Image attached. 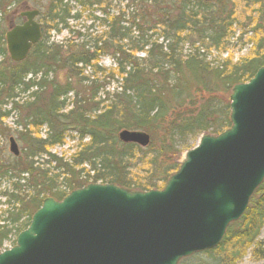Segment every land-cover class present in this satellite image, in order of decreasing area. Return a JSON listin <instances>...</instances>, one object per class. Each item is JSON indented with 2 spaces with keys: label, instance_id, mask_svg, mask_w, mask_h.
<instances>
[{
  "label": "trees",
  "instance_id": "trees-1",
  "mask_svg": "<svg viewBox=\"0 0 264 264\" xmlns=\"http://www.w3.org/2000/svg\"><path fill=\"white\" fill-rule=\"evenodd\" d=\"M18 1L0 0V14L7 4ZM64 1L51 0L48 12H40V16L47 15L46 21L42 20L43 35L27 58L0 70V121L20 109L25 113L17 122L22 128L17 133L22 152L0 160V181L8 183V189L0 193L5 198L0 251L13 231L18 234L28 226L45 198L60 201L90 183L138 192L162 189L178 169L177 156L192 148L189 141L202 134L216 136L229 128L232 87L248 81L264 66V35L257 40L251 57L235 63L226 58L214 65L206 61L205 51L195 49L183 55L178 48L200 43L210 50L225 44L234 20L233 8L225 0H135L127 19L122 13L107 15L103 21L107 31L91 46L72 41L64 46L48 44L45 28L65 29L66 22L77 17L71 16L72 9ZM84 1L79 2L83 8L100 3ZM255 5L258 18L254 29L259 30L264 27V0H256ZM148 33H158L166 45L151 42ZM104 55L114 60L112 70L97 66ZM6 56L0 33V66ZM86 68L93 69L98 80L117 78L119 89L104 93L92 117L88 98L76 97L65 112V98L73 93L70 80L80 77ZM64 70L66 82L60 84L57 74ZM96 83L91 82L90 87L97 90ZM21 93L29 97L19 106L15 99ZM42 127L46 132L41 138ZM124 129L148 134L150 144L140 148L120 143L117 135ZM69 130L76 131L80 141H88L80 142L66 161L49 150L62 145ZM42 156L46 161L39 164L36 159ZM263 226L264 182L241 218L229 225L220 244L189 259L197 264H236L250 252L264 264V240H258Z\"/></svg>",
  "mask_w": 264,
  "mask_h": 264
},
{
  "label": "water",
  "instance_id": "water-1",
  "mask_svg": "<svg viewBox=\"0 0 264 264\" xmlns=\"http://www.w3.org/2000/svg\"><path fill=\"white\" fill-rule=\"evenodd\" d=\"M37 15L25 13L26 22L5 34L11 62L24 61L40 41ZM229 122L216 136L201 135L161 190L88 184L60 201L45 198L0 264H178L217 247L264 181V66L232 87ZM117 137L150 143L141 131ZM9 153L19 156L13 138Z\"/></svg>",
  "mask_w": 264,
  "mask_h": 264
},
{
  "label": "rangeland",
  "instance_id": "rangeland-1",
  "mask_svg": "<svg viewBox=\"0 0 264 264\" xmlns=\"http://www.w3.org/2000/svg\"><path fill=\"white\" fill-rule=\"evenodd\" d=\"M51 0H19L14 2L12 5H6L4 11L0 15V33H4L8 30L9 25L5 21L8 18L14 9L20 8L22 11L25 10H38L40 12H48V8ZM84 0H65L68 2V6L72 9L71 16L77 15L74 19H69L66 24L67 27L63 29L61 26H58L57 30H47L44 32V35L48 38V44H55L59 46H64L72 42H83L88 46H91L94 40H97L102 36L103 33L107 31L104 27L103 21L106 20L107 15H116L117 13H122L124 18L127 19L133 12L135 0H100V3L97 5H92L89 7L83 8L79 2ZM219 1V0H218ZM250 2H245L242 0H225L230 8H233V24L230 28V34L224 41L225 44L221 45L218 49L206 50L201 46L200 43L190 44H180L181 53L187 55L193 52L195 49H199V53L207 54L206 61L212 62L214 65L222 62L226 58H230L233 63L237 62L239 59L251 57L255 52V45L257 40L264 35V27L262 29H254L257 21V5H255L256 0H249ZM262 1V0H260ZM87 0L84 1V3ZM22 7V8H21ZM19 9V10H20ZM6 12V13H5ZM5 13V15L3 14ZM44 13V14H45ZM41 15V14H40ZM46 16L38 17V22L42 25V22L46 21ZM123 18V19H124ZM124 19V20H125ZM44 20V21H42ZM48 20V19H47ZM19 18L16 19L15 23H18ZM44 24V23H43ZM53 25V24H51ZM264 26V24H263ZM133 32V31H132ZM136 32L132 33V36H135ZM151 42H156L157 44H163L164 41L161 39L158 33H148ZM201 46V47H200ZM139 58H143L144 54H138ZM14 64L9 60L8 55L2 61L0 70L6 69L9 65ZM97 66L103 69H113L114 60L110 55H104L99 57ZM66 71L59 72L57 74V82L63 84L66 82ZM50 79V77H49ZM65 79V82L63 81ZM71 87L73 88V93H69L66 100L65 112L71 108V103L78 97L77 100L83 98H88L89 103L87 104L88 109L91 108L92 111L90 116H94V110L96 106L105 98L104 93L109 92L113 93L115 90L119 91L117 78L113 80L108 79H97L94 77L93 69L86 68L82 71V75L78 78H71ZM91 82H97L96 88H91ZM231 94V93H230ZM77 95V96H76ZM230 96V95H229ZM28 93H21L18 95L15 102L21 106L24 102L28 101ZM229 98V97H228ZM102 105H100L101 107ZM99 107V108H100ZM6 111H9L10 106L4 107ZM19 112V113H18ZM18 112H11L7 118L0 121V160L2 158H7L9 153V138H13L17 144L19 153L22 152L23 144L18 140L17 133L22 130L21 126H18L17 122H21V118L25 115L22 109ZM46 128L42 127L40 129V137H44ZM88 140L85 138L83 141H80L78 133L72 130L67 132V138L64 143L60 146H55L49 150L51 154H54L56 157L63 159H68V157L73 154L80 146L81 143H85ZM81 142V143H80ZM197 143V140L189 141V147H194ZM184 153V152H183ZM183 153L177 156L178 163L181 161ZM39 164L46 161V158L43 156L36 159ZM67 161V160H66ZM81 169L88 170L87 166H82ZM8 189V183L6 180L0 181V193ZM5 198L0 195V217H2L3 210H5ZM244 214V213H243ZM17 233L14 231L10 234L8 241L4 242L3 250L10 249L14 246V242L17 237ZM258 240H264V226L260 231ZM220 244V243H219ZM218 244V245H219ZM208 251V250H207ZM200 260V259H199ZM198 260V261H199ZM205 261V260H204ZM200 262V261H199ZM179 264H197L196 262L188 258L185 263L182 261ZM236 264H263V262L256 261L251 253L248 252L244 257L238 261Z\"/></svg>",
  "mask_w": 264,
  "mask_h": 264
},
{
  "label": "flooded vegetation",
  "instance_id": "flooded-vegetation-1",
  "mask_svg": "<svg viewBox=\"0 0 264 264\" xmlns=\"http://www.w3.org/2000/svg\"><path fill=\"white\" fill-rule=\"evenodd\" d=\"M22 8V7H21ZM20 8H17V9H14L13 11H12V14L8 17V18H6L5 19V21L7 22V24L9 25V27H8V29H10V28H13V27H15V26H17V25H21L22 23H24L26 20H27V18H26V16H25V13H29L30 11H32V10H25V11H22V9H20ZM39 14L40 13H38V15L36 16V17H34V21H36V23H38L39 24V26H40V31H41V34L43 35V29H42V26H41V24L37 21L38 20V17H39ZM17 18H19V22L18 23H15L16 22V19ZM0 23H1V20H0ZM6 33V32H5ZM4 33V34H5ZM4 36V35H3ZM4 43H5V40H4Z\"/></svg>",
  "mask_w": 264,
  "mask_h": 264
}]
</instances>
